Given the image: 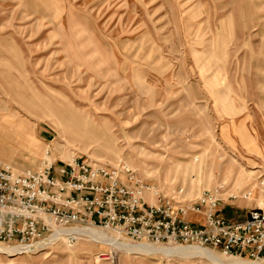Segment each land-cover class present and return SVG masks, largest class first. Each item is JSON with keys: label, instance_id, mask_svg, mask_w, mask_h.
<instances>
[{"label": "rangeland", "instance_id": "rangeland-1", "mask_svg": "<svg viewBox=\"0 0 264 264\" xmlns=\"http://www.w3.org/2000/svg\"><path fill=\"white\" fill-rule=\"evenodd\" d=\"M75 158L188 199L225 184L231 222L264 208V0H0V160ZM65 234L0 264H216Z\"/></svg>", "mask_w": 264, "mask_h": 264}, {"label": "built area", "instance_id": "built-area-1", "mask_svg": "<svg viewBox=\"0 0 264 264\" xmlns=\"http://www.w3.org/2000/svg\"><path fill=\"white\" fill-rule=\"evenodd\" d=\"M226 189L220 184L188 199L182 188L166 194L147 185L127 165L45 160L18 173L0 160V244L32 246L57 230L97 227L133 242L196 246L264 264V208L231 222L220 207Z\"/></svg>", "mask_w": 264, "mask_h": 264}, {"label": "bare ground", "instance_id": "bare-ground-1", "mask_svg": "<svg viewBox=\"0 0 264 264\" xmlns=\"http://www.w3.org/2000/svg\"><path fill=\"white\" fill-rule=\"evenodd\" d=\"M97 227H88V228H83V229H66V230H57L54 236H61L63 234H69V235H75L78 234L80 236L87 237L93 241H98L100 243H115L120 249L125 250L127 252H132V253H140V254H159V253H173L175 255L179 256H193V257H203V258H208L212 262L216 264H261L252 260V262H248L246 260H240L242 258H238L235 256H228V258H223L221 255L210 252L209 250L201 247H195V246H188V245H180V246H186L190 248H178V249H170L167 248H157L155 246H149L147 244H139V245H129L127 243H116L115 241H112L110 238H108L104 233L98 231L96 229ZM104 231V230H103ZM65 234V235H66ZM112 236V235H111ZM53 237V236H52ZM46 242V241H45ZM1 245V244H0ZM155 245V244H152ZM174 245V244H173ZM179 245V244H175ZM7 246V245H3ZM9 246V245H8ZM43 244L37 243L32 246H25V247H15V248H10V247H1L0 246V254H4L7 256H12L16 254H20L23 252H34L38 253L39 251H42L44 248H42ZM193 247V248H191ZM201 248V249H200ZM164 249V250H163Z\"/></svg>", "mask_w": 264, "mask_h": 264}, {"label": "crops", "instance_id": "crops-1", "mask_svg": "<svg viewBox=\"0 0 264 264\" xmlns=\"http://www.w3.org/2000/svg\"><path fill=\"white\" fill-rule=\"evenodd\" d=\"M251 132L253 131L252 129L250 130ZM238 132V131H237ZM239 133V132H238ZM240 135V134H239ZM232 140V139H231ZM240 140H241V136H240ZM19 153H21L20 151L19 152H16L14 155H9V158L7 157L8 155H5V154H3L5 157H7V159L6 158H2V160H6V161H8V159H10L12 156L13 157H15L17 154H19ZM36 153H38V154H36ZM35 154H36V156L38 157V156H40V155H42V153L41 152H36ZM12 159H14V158H12ZM231 211H233V210H231Z\"/></svg>", "mask_w": 264, "mask_h": 264}]
</instances>
